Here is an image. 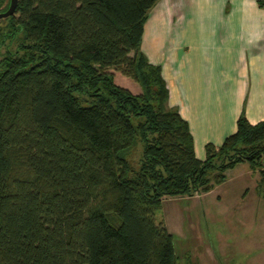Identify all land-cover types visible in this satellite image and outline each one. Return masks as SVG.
Segmentation results:
<instances>
[{"label":"trees","instance_id":"obj_1","mask_svg":"<svg viewBox=\"0 0 264 264\" xmlns=\"http://www.w3.org/2000/svg\"><path fill=\"white\" fill-rule=\"evenodd\" d=\"M157 1L18 0L0 19V264H175L164 196L209 191L240 161L264 181V118L243 110L196 156L141 50Z\"/></svg>","mask_w":264,"mask_h":264},{"label":"crops","instance_id":"obj_2","mask_svg":"<svg viewBox=\"0 0 264 264\" xmlns=\"http://www.w3.org/2000/svg\"><path fill=\"white\" fill-rule=\"evenodd\" d=\"M183 1L191 17L197 14V20L181 27L188 39L181 40L179 29L175 35L172 31L174 0H161L145 22L141 50L161 66L168 104L187 119L195 154L204 158L205 144L218 145L234 132L242 110L251 123L264 118V8L257 0ZM119 79V84L137 91L133 79ZM238 164L249 177L259 174L240 161L213 188Z\"/></svg>","mask_w":264,"mask_h":264},{"label":"rangeland","instance_id":"obj_3","mask_svg":"<svg viewBox=\"0 0 264 264\" xmlns=\"http://www.w3.org/2000/svg\"><path fill=\"white\" fill-rule=\"evenodd\" d=\"M172 16L174 35L179 29L178 36L186 41L188 31L181 27L197 20V14L191 17L185 2L174 0ZM123 76L118 71L115 82L121 83ZM132 81L139 93V83ZM228 173L225 182L205 193L163 197L155 217L173 233L175 264H264V181L259 183L258 173L244 174L242 164Z\"/></svg>","mask_w":264,"mask_h":264},{"label":"water","instance_id":"obj_4","mask_svg":"<svg viewBox=\"0 0 264 264\" xmlns=\"http://www.w3.org/2000/svg\"><path fill=\"white\" fill-rule=\"evenodd\" d=\"M17 2L18 0H10L8 8L5 11L0 12V18L11 16L15 11Z\"/></svg>","mask_w":264,"mask_h":264},{"label":"built area","instance_id":"obj_5","mask_svg":"<svg viewBox=\"0 0 264 264\" xmlns=\"http://www.w3.org/2000/svg\"><path fill=\"white\" fill-rule=\"evenodd\" d=\"M261 167L264 168V158L262 160Z\"/></svg>","mask_w":264,"mask_h":264},{"label":"flooded vegetation","instance_id":"obj_6","mask_svg":"<svg viewBox=\"0 0 264 264\" xmlns=\"http://www.w3.org/2000/svg\"><path fill=\"white\" fill-rule=\"evenodd\" d=\"M9 1H10V0H9ZM8 5H9V4H8ZM0 12H3V11H0ZM13 14H14V13H13ZM13 14H12V15H13ZM8 17H9V16H8ZM3 18H7V17H3ZM0 19H2V18H0Z\"/></svg>","mask_w":264,"mask_h":264}]
</instances>
